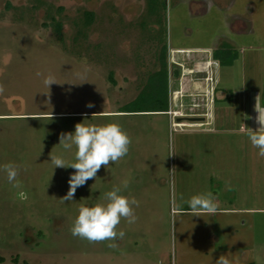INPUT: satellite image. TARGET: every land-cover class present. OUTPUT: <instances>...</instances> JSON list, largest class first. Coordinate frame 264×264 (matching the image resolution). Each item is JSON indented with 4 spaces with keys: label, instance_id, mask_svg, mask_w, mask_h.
<instances>
[{
    "label": "rangeland",
    "instance_id": "obj_1",
    "mask_svg": "<svg viewBox=\"0 0 264 264\" xmlns=\"http://www.w3.org/2000/svg\"><path fill=\"white\" fill-rule=\"evenodd\" d=\"M85 13L95 18L87 28ZM52 17L63 25L64 43ZM175 49L183 50L182 68L173 64ZM218 49L240 61L197 73L202 61L188 58ZM164 56L170 77L181 71L175 110L182 116H111L162 71ZM49 75L57 83L48 88ZM201 81L216 88L207 114L213 123L177 128L192 124L178 120L191 118L194 98L201 106L207 99L194 89ZM0 84L3 264H216L222 254L232 264H264V157L247 136L251 95H264V0H0ZM113 122L132 140L128 154L62 201L75 169L54 168L50 155L73 163L76 149H63L60 134L77 123ZM8 163L19 166L21 189L8 183ZM114 186L139 201L136 222L117 226L125 237H74L79 207L106 203ZM208 191L219 211L192 215L185 201Z\"/></svg>",
    "mask_w": 264,
    "mask_h": 264
},
{
    "label": "clouds",
    "instance_id": "obj_2",
    "mask_svg": "<svg viewBox=\"0 0 264 264\" xmlns=\"http://www.w3.org/2000/svg\"><path fill=\"white\" fill-rule=\"evenodd\" d=\"M44 83L49 88L51 84L57 82L53 76L49 75L44 79ZM3 91L4 87L0 84V93ZM93 106L91 103L87 105L89 108ZM256 111L259 127L256 130L246 127L247 136L251 145L259 150V156L264 157V113L258 109L257 103ZM59 140L63 149L71 150L73 147L76 149L73 163H66L62 156L50 155L54 168L75 169L68 180L69 190L61 198L64 202L72 201L79 187L84 186L88 180L96 178L101 166L108 167L110 162L116 163L125 157L132 143L128 133L115 122L101 126L77 123L74 132L61 133ZM2 170L6 174L8 183L12 184L13 188L21 189L22 185L17 180L19 166L8 163L3 165ZM128 186L129 181L124 180L123 189H127ZM17 196L21 200L28 198L24 191H18ZM104 200L106 203L79 207L78 215L70 228L74 237L86 239L90 243L122 240L125 237V232L117 231V226L122 219H126L129 224L136 222L137 217L133 206L139 207V201L135 197L129 198L123 195L122 188L119 186H114L111 191L106 192ZM181 200L183 201V197ZM185 203L188 204L192 215L196 216L215 215L219 211L218 198L210 191L193 195ZM108 246L116 248L118 245L110 243ZM216 264H232V262L222 254Z\"/></svg>",
    "mask_w": 264,
    "mask_h": 264
},
{
    "label": "trees",
    "instance_id": "obj_3",
    "mask_svg": "<svg viewBox=\"0 0 264 264\" xmlns=\"http://www.w3.org/2000/svg\"><path fill=\"white\" fill-rule=\"evenodd\" d=\"M94 15L92 13H85V28L90 27L94 23ZM51 25L56 33L59 41L64 43L62 23L55 18H51ZM238 55L231 53L227 49H218L212 53V60L220 66L232 67L237 61ZM163 60L162 71L152 75L148 81V85L140 93V95L129 105L119 109L121 114H150V113H167L169 111V86L170 82H177L181 77L180 70H174L171 77L169 76L166 56ZM216 92V91H215ZM214 101H218L215 98ZM5 259L0 257V264H3Z\"/></svg>",
    "mask_w": 264,
    "mask_h": 264
},
{
    "label": "crops",
    "instance_id": "obj_4",
    "mask_svg": "<svg viewBox=\"0 0 264 264\" xmlns=\"http://www.w3.org/2000/svg\"><path fill=\"white\" fill-rule=\"evenodd\" d=\"M182 52H183V50H180V49H175V50H173V53H174V60H173V64H175L176 66H178V67H180V68H182V67H184L182 64H179L178 62H177V59H179L181 56V54H182ZM207 56H205V57H203V56H200V57H198V58H195V57H190V58H188V59H190L191 61H202V62H206V63H208V65L206 64V65H204V64H199V65H197V70H198V72H205L206 71V69H207V67H209V68H211V66L213 65V66H215V67H217L218 65L212 60V53L210 52L209 54H206ZM238 61H240L239 60V56H238V59H237V61L236 62H238ZM234 65V64H233ZM199 66V67H198ZM201 66H204L206 69L205 70H202V71H200V68H201ZM233 67V66H232ZM179 81V80H178ZM170 83H172L171 81H170ZM176 83L177 82H173V88L175 87H177V85H176ZM194 84V89L196 90V91H198V92H200V93H202V95L200 96L201 98L202 97H204V98H207V99H210V95H209V93H210V90H212V98L210 99V102L208 103V101L209 100H203L204 101V103L202 104V106L201 105H199V104H197V99H193L192 101H193V104L191 105V109H189V112H190V114H185L187 117H194V118H203L204 119V121L203 122H199V123H192V124H190V125H186V124H182V123H177L175 126H177V128L178 127H195V126H203V125H211L213 122H212V117L210 116L209 117V115H207V114H209V113H211V114H213V112H212V110L214 111V109H212V106H211V104H213V103H216L215 101H214V98H215V91H216V88H215V86L211 83V86L208 84L207 85V83H206V81H201V82H197V83H195V82H193ZM172 85H170V88H172L171 87ZM179 91L180 90H177V88H176V90H174L173 92H172V95L174 96L173 97V100L172 101H170V99H169V111L167 112V113H159V114H148V115H150V116H167L168 118H169V121H171L172 120V118H171V116H169V112H175V113H178V110H175V108H177L178 107V105H177V94L179 93ZM172 99V98H171ZM256 103H257V107H258V109L262 112V113H264V95L263 94H261V93H259V92H254V93H252V95H251V99H250V128L251 129H253V130H256L258 127H259V125L257 124V121H256V117L258 116V112L256 111ZM201 107V108H200ZM197 109V110H196ZM199 109H200V112H196V111H199ZM118 112H119V110H118ZM118 112H115L114 114H112L111 116H113V117H120V118H123V117H125V118H130V117H138V116H141V115H143V114H121V113H118ZM104 115H107V114H104ZM182 115H178V117H181ZM209 119V120H208ZM205 122V123H204Z\"/></svg>",
    "mask_w": 264,
    "mask_h": 264
},
{
    "label": "water",
    "instance_id": "obj_5",
    "mask_svg": "<svg viewBox=\"0 0 264 264\" xmlns=\"http://www.w3.org/2000/svg\"><path fill=\"white\" fill-rule=\"evenodd\" d=\"M183 120H186L190 123H199V122H203L204 119L203 118H194V117H191V118H186V119H179L178 122H182Z\"/></svg>",
    "mask_w": 264,
    "mask_h": 264
},
{
    "label": "built area",
    "instance_id": "obj_6",
    "mask_svg": "<svg viewBox=\"0 0 264 264\" xmlns=\"http://www.w3.org/2000/svg\"><path fill=\"white\" fill-rule=\"evenodd\" d=\"M199 64H204V65L207 64V65H208V63H206V62H200V63H198L197 65H199ZM195 69H196V72L200 74V73H206V72L208 71L209 67H207V69H206L205 72H198V70H197V66H196ZM169 116H171L172 118H173V117L175 118V117H178V114L175 113V112H169Z\"/></svg>",
    "mask_w": 264,
    "mask_h": 264
},
{
    "label": "bare ground",
    "instance_id": "obj_7",
    "mask_svg": "<svg viewBox=\"0 0 264 264\" xmlns=\"http://www.w3.org/2000/svg\"><path fill=\"white\" fill-rule=\"evenodd\" d=\"M199 67V66H198ZM206 68L204 66H201L200 71L205 70Z\"/></svg>",
    "mask_w": 264,
    "mask_h": 264
},
{
    "label": "flooded vegetation",
    "instance_id": "obj_8",
    "mask_svg": "<svg viewBox=\"0 0 264 264\" xmlns=\"http://www.w3.org/2000/svg\"><path fill=\"white\" fill-rule=\"evenodd\" d=\"M33 1H36V2H38V3H41V0H33ZM94 15V14H93ZM62 27H63V25H62ZM113 80V79H112Z\"/></svg>",
    "mask_w": 264,
    "mask_h": 264
}]
</instances>
